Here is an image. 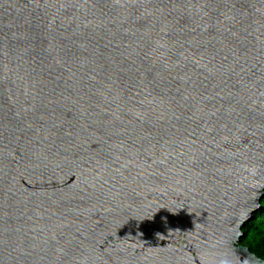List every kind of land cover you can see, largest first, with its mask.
<instances>
[{"label": "water", "instance_id": "water-1", "mask_svg": "<svg viewBox=\"0 0 264 264\" xmlns=\"http://www.w3.org/2000/svg\"><path fill=\"white\" fill-rule=\"evenodd\" d=\"M254 191L264 0H0V264H205Z\"/></svg>", "mask_w": 264, "mask_h": 264}, {"label": "clouds", "instance_id": "clouds-1", "mask_svg": "<svg viewBox=\"0 0 264 264\" xmlns=\"http://www.w3.org/2000/svg\"><path fill=\"white\" fill-rule=\"evenodd\" d=\"M258 189L260 184L253 182L251 185ZM259 191L246 194L242 200L237 201L238 208L233 212L231 219L234 220L231 227L220 232L216 238L203 249L205 264H264V245L260 243L259 234L251 232L243 241L241 225L247 221L251 213L259 207L257 203ZM260 246V254L257 255L250 248Z\"/></svg>", "mask_w": 264, "mask_h": 264}, {"label": "trees", "instance_id": "trees-1", "mask_svg": "<svg viewBox=\"0 0 264 264\" xmlns=\"http://www.w3.org/2000/svg\"><path fill=\"white\" fill-rule=\"evenodd\" d=\"M264 223V197L260 201V208L255 214L251 217L249 221L242 227L241 231L244 233L240 238L241 241L247 239V236L251 234L254 226ZM251 251H254L257 255L260 254V246H257L255 249L250 248Z\"/></svg>", "mask_w": 264, "mask_h": 264}, {"label": "snow or ice", "instance_id": "snow-or-ice-1", "mask_svg": "<svg viewBox=\"0 0 264 264\" xmlns=\"http://www.w3.org/2000/svg\"><path fill=\"white\" fill-rule=\"evenodd\" d=\"M252 232L255 234H259L260 236V243L264 245V223L254 226Z\"/></svg>", "mask_w": 264, "mask_h": 264}]
</instances>
